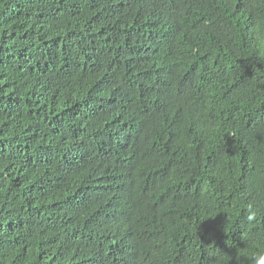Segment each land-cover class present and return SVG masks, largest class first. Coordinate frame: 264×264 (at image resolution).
<instances>
[{
	"label": "trees",
	"instance_id": "16d2710c",
	"mask_svg": "<svg viewBox=\"0 0 264 264\" xmlns=\"http://www.w3.org/2000/svg\"><path fill=\"white\" fill-rule=\"evenodd\" d=\"M259 252L264 0H0V264Z\"/></svg>",
	"mask_w": 264,
	"mask_h": 264
},
{
	"label": "clouds",
	"instance_id": "9594fccd",
	"mask_svg": "<svg viewBox=\"0 0 264 264\" xmlns=\"http://www.w3.org/2000/svg\"><path fill=\"white\" fill-rule=\"evenodd\" d=\"M257 218V209L253 206V205H249L247 210H246V215H245V219L249 224H252L255 222ZM243 238L249 242L252 237L249 236H245V234L243 233ZM254 264H264V252H259L257 254H255L252 257Z\"/></svg>",
	"mask_w": 264,
	"mask_h": 264
}]
</instances>
